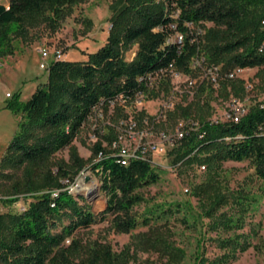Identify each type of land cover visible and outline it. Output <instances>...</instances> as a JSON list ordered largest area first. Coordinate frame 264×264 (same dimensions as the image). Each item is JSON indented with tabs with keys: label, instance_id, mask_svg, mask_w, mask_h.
<instances>
[{
	"label": "trees",
	"instance_id": "16d2710c",
	"mask_svg": "<svg viewBox=\"0 0 264 264\" xmlns=\"http://www.w3.org/2000/svg\"><path fill=\"white\" fill-rule=\"evenodd\" d=\"M86 1L0 3V59L14 54L13 39L24 37L29 27L44 24L54 30L76 5ZM109 10L111 28L103 47L85 62H52L44 85L26 102L7 105L21 119L17 136L0 160V182L6 183V194L13 199L9 201L21 197L29 202L21 207L23 211L0 213V264H130L139 252L155 255L158 264L185 260L169 226L181 204L158 206L141 220L133 211L145 201L138 191L159 180L154 165L145 160L122 165L111 150L117 140L113 131L107 135L93 132L96 142L88 159L79 156L73 142L96 110L121 114L120 105H129L138 94L151 98L146 93L149 76L167 74L169 66L191 74L192 61L200 56L208 69H216L217 96L246 98L243 81L229 75L236 70H264V0H114ZM205 24L210 27L204 28ZM189 26L202 27V33L197 35ZM175 34L180 36L177 42L171 40ZM132 50L128 60L126 54ZM198 93L190 102L173 106L161 123L173 126L179 120L187 121L185 136L170 151L174 164L196 163L216 174L225 162L248 161L264 181V102L250 106L237 123L211 122L209 98H201L202 87ZM121 115L122 120L128 119L127 114ZM143 119L148 127L153 124L151 117L140 112L139 126H144ZM64 149L67 160L56 159ZM82 169H90L98 178L106 199L104 210L97 215L82 195L71 194L63 184L72 183ZM208 192L207 186L200 185L193 194L204 215L213 220L211 231L242 229L241 217L217 215L227 204L226 197ZM243 206L240 209L245 212ZM107 216L118 233L128 234L139 225L147 230L119 251L107 243L73 237L76 230L87 229ZM186 223V218L181 219V224ZM213 241L222 254L206 258L203 240H198L193 264H230L234 252L249 248L239 235Z\"/></svg>",
	"mask_w": 264,
	"mask_h": 264
},
{
	"label": "rangeland",
	"instance_id": "374dc122",
	"mask_svg": "<svg viewBox=\"0 0 264 264\" xmlns=\"http://www.w3.org/2000/svg\"><path fill=\"white\" fill-rule=\"evenodd\" d=\"M6 1L0 0V3L6 4ZM113 1L87 0L76 5L71 15L54 30L40 24L29 27L24 37L13 39L14 54L0 59V160L17 136L21 119V115L14 113L7 105L13 101L26 102L38 87L44 85L48 68L56 56L60 55L61 61L85 62L90 54L103 47L109 36V7ZM209 27L210 24L204 25V28ZM189 29L197 35L202 33V27L189 26ZM179 37L175 34L171 40L177 42ZM42 50L48 53L46 61L42 60ZM132 55L133 50L126 54V58L130 60ZM41 64H44V69L40 68ZM192 68L193 72L188 75L179 72L155 74L152 77L153 87L148 88L146 92L151 93V98L148 99L144 93L138 94L129 105H120L123 110L121 114H127V120H122L121 114L114 113L113 117L112 111L105 114L102 109L96 110L73 145L81 158L88 159L89 149L96 142L93 132L107 135L113 131V135L117 133L118 137L121 131L127 129L129 123L137 124L136 118L140 112H144L155 120L152 134L147 132V135L142 136L143 126L137 124L133 136L136 140L142 136L143 143L153 142L162 147L163 151H156L152 156L159 180L155 185L138 191L145 201L134 208L135 214L141 220L147 211H153L158 206L177 203L182 205L180 211L169 220L176 246L185 252L182 264H193L198 240H203L204 256L213 259L222 254L213 240L237 235L241 236V241L249 244V248L244 252H234V260L230 264H264V181L257 178L251 164L248 161L225 162L216 174H212L206 169L202 170L196 163L175 165L174 155L170 154L179 141L175 140L176 126L179 122L182 123V120H179L173 126L169 123L161 125L164 121L162 115L171 110L166 108L170 103L172 106L186 104L199 94L198 89L202 87L201 98H209L211 108L208 119L211 122H222L229 112V101L234 99L216 95V69H208L202 56L192 61ZM234 78L244 83L246 98L238 100L240 106L248 109L255 103L264 102V70H243L234 74ZM183 122L187 124L186 120ZM161 134H165L168 140L165 141ZM55 158L66 161L67 149L57 153ZM20 175L21 172H17V176ZM63 184L71 194L82 195L94 214L104 210L105 196L100 190L98 178L90 169H82L72 183ZM200 185L207 186L208 193L216 191L226 197L227 204L217 215L225 213L227 217H241L242 229L227 233L217 227L218 231H211L210 224L213 220L204 215L205 211L193 194L194 189ZM9 200L13 199L6 194V183L0 182L1 214L17 213L29 202V199L24 201L21 197L16 201ZM242 204L245 212L240 209ZM183 218H186V224H181ZM110 221L111 216H107L103 221L98 219L97 223L89 228L76 230L73 237L83 242L107 243L114 251H119L123 246L130 244L138 234L147 230V227L139 225L130 233L122 234L115 231ZM153 222L155 221H151L150 225H154ZM58 231L59 228L55 230ZM146 261L158 264L155 255L141 252L137 253V260L130 264H144Z\"/></svg>",
	"mask_w": 264,
	"mask_h": 264
},
{
	"label": "built area",
	"instance_id": "2783aa9c",
	"mask_svg": "<svg viewBox=\"0 0 264 264\" xmlns=\"http://www.w3.org/2000/svg\"><path fill=\"white\" fill-rule=\"evenodd\" d=\"M110 28L111 25L109 24ZM180 39V37H179ZM42 60L46 61L48 59V53L45 50H42L40 52ZM60 60V55L56 56V58H54V61H59ZM41 69H44L45 66L44 64L40 65ZM243 70H236L234 73L230 74L229 77L230 78H234V74H236L237 72H240ZM176 72L173 70L172 66H169V73H173ZM162 74L163 72H159L156 74ZM178 74V73H176ZM155 75V74H154ZM149 76L147 81V87H153V76ZM214 81V80H213ZM230 106H229V112L226 113L225 115V119L222 121H232L234 123L239 122V120L241 119V117L246 113L247 109H245L244 107L240 106L239 101L236 99H232L229 101ZM172 104L170 103L166 108H172ZM165 108V107H164ZM165 108V109H166ZM162 118H165V114L162 115ZM154 122L153 124L148 127V121L144 120L143 121V131L141 132L142 136L144 134H146L147 132H149V134H152V129L154 128ZM217 122V121H215ZM136 123H129L127 125V129L121 131L120 136L117 137V140L114 141L111 145V150L113 152V154L120 160L122 165H127L130 161L132 160H142V161H149L151 162L153 165H155V163L153 162V154L154 152L157 153L156 151H163L162 147L155 145V143L153 142H149V143H143L142 141V136L139 137V139H135L134 138V131L136 130ZM187 124L185 122L182 123H178V125L176 126V138L175 140H181L184 136H185V126ZM196 125V123H192L191 124ZM138 133V132H137ZM147 135V134H146ZM161 137H163V139L165 141H167V137L165 134H161ZM124 141V142H122ZM127 141V142H126ZM102 155V153H100L98 155V157L100 158ZM202 170H205V166H201ZM187 191V190H186ZM20 210L23 211V208H21Z\"/></svg>",
	"mask_w": 264,
	"mask_h": 264
}]
</instances>
